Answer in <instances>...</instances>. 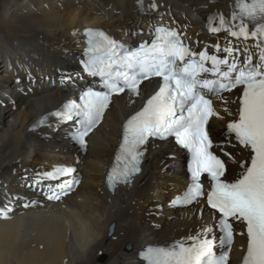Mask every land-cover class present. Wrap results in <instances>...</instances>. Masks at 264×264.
Masks as SVG:
<instances>
[{
    "label": "bare ground",
    "instance_id": "bare-ground-1",
    "mask_svg": "<svg viewBox=\"0 0 264 264\" xmlns=\"http://www.w3.org/2000/svg\"><path fill=\"white\" fill-rule=\"evenodd\" d=\"M137 1L0 0V105L5 106L0 109V200L7 193L24 196L17 185L20 176H32L51 165H72L78 158L59 132L47 141L26 132L32 120L61 102L64 89L34 85L30 92H20L16 88L10 99L5 93L12 88L10 73L19 70L15 58L21 63L24 57L31 59L43 70L49 64L70 67L76 49L73 35L90 27L130 29L129 20L137 17ZM158 1L194 23L204 11L201 7L211 10L217 1L223 6L231 0ZM223 100L224 108L234 106L233 96ZM130 109L122 98L115 99L103 126L90 136L88 154L75 165L82 181L74 195L58 205L42 204L24 213L20 198L11 199L8 205L13 212L0 215V264H131L140 247L150 241H176L208 226L211 216L200 208L196 212L164 208L184 187L175 173L176 160L165 156L151 159L136 180L107 195L103 174ZM218 124L213 121L212 127ZM229 165L233 166L231 161ZM111 226L114 231L108 238Z\"/></svg>",
    "mask_w": 264,
    "mask_h": 264
},
{
    "label": "snow or ice",
    "instance_id": "snow-or-ice-1",
    "mask_svg": "<svg viewBox=\"0 0 264 264\" xmlns=\"http://www.w3.org/2000/svg\"><path fill=\"white\" fill-rule=\"evenodd\" d=\"M139 2L143 8V0ZM237 7L239 11L231 20L238 19L239 24L219 14L209 18V31H223L237 41L253 40L259 52L253 53L245 46L243 60L237 55L241 49L231 41L222 49L226 55L220 57L209 54L207 49L194 51L183 42L180 33L163 27L155 29L150 44L135 49L119 44L103 31L89 30L84 71L99 76L106 91L89 88L81 95V103L71 101L64 106L66 111L51 114L69 121L73 116L83 117L77 121L80 127L73 136L83 148L85 137L102 119L113 93L128 90L138 96L139 85L144 80L160 78L158 90L123 126L115 164L107 175L108 184L114 187L116 183L131 182L140 171L141 146L149 137L164 140L173 136L191 154L188 167L192 183L178 199L183 204H192L205 198L207 206L218 214L215 228L221 235L217 243L214 229L205 226L183 241L165 247L149 246L141 253L147 264H228L233 225L237 222L246 226L242 264H264V0H237ZM213 20L218 23L212 25ZM215 48L221 51L219 44ZM234 89H239L241 95L237 118L227 123V134L234 139L232 148L240 155L226 151L223 145L214 146L208 129L209 118L219 114L206 94L222 98V93ZM213 147L219 148L226 159L215 154ZM228 161L239 169L232 179L226 175L230 171ZM74 171V168H57L45 175L63 176ZM204 174L209 180L207 192L201 182ZM78 182L65 181L58 185L62 190L60 195H67L64 190H71ZM60 195L53 192L49 199L59 200ZM217 247L219 254L215 251Z\"/></svg>",
    "mask_w": 264,
    "mask_h": 264
},
{
    "label": "rangeland",
    "instance_id": "rangeland-1",
    "mask_svg": "<svg viewBox=\"0 0 264 264\" xmlns=\"http://www.w3.org/2000/svg\"><path fill=\"white\" fill-rule=\"evenodd\" d=\"M131 19V18H130ZM1 84H3V83H1Z\"/></svg>",
    "mask_w": 264,
    "mask_h": 264
}]
</instances>
